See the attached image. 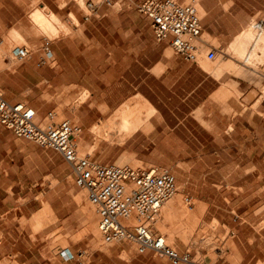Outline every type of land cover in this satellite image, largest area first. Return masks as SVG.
<instances>
[{"label":"rangeland","instance_id":"374dc122","mask_svg":"<svg viewBox=\"0 0 264 264\" xmlns=\"http://www.w3.org/2000/svg\"><path fill=\"white\" fill-rule=\"evenodd\" d=\"M141 1L83 0L80 4L78 0H0V91L15 102L45 109L44 116L39 117L42 120L53 111L57 121L70 120L79 126L76 142L82 155L92 150L91 157L102 164L157 167L174 174L177 184L183 185L182 196L185 205L188 204L183 214L176 208L168 218L161 209L154 216V225L158 223L154 230L162 235L168 232L169 244L176 247L175 235L184 225V233L188 230L197 236L196 243L189 244L187 251L193 252L198 263L218 264L217 250L234 247L233 227L223 226L220 219L231 220L235 207L249 213L250 202L253 215L259 212L264 215L261 187L264 140L256 138L254 133L250 141L234 138L222 141L216 137L219 125L213 117L205 122L204 139L186 140L184 136H196L197 129L193 124L192 132L187 131L184 116L190 111L188 106L196 107L207 89L212 88L206 86L205 93L202 91V86H198L201 78L195 69L213 74L217 69L212 64L237 67L229 62L231 55L237 56L235 38L254 23H262L264 0H177L182 5H194L197 1L199 13L203 9L200 16L205 43L198 45L196 62L181 59L169 40H155L151 20L138 11ZM36 9L66 35V39L52 44L47 36H41L40 56L33 45L16 42L12 35L13 30H22V24H33L32 14ZM30 30L33 31L31 27ZM252 30L254 36L246 37L247 49L237 53L242 60L251 53L249 63L257 68L255 62L263 59L264 41L260 40L252 50L253 39L260 29ZM27 38L34 40L30 33ZM26 44L31 56L11 66V49L27 47ZM7 50L10 51L6 53ZM212 50L216 52L215 60L207 57ZM163 73L169 78L167 82L160 78ZM249 86L246 83L245 87ZM257 87L264 90V83H257ZM85 91L89 97L76 107ZM152 103L159 105L163 114L160 125L173 129V134L168 135H173L174 140L155 139V134L150 138V131L140 130L137 137L120 141L117 134L121 107H137L140 115L145 116V109ZM190 116L201 118L196 110ZM99 123L107 126L114 140L106 137L97 140L91 130ZM243 148H249L247 155L237 152ZM1 152L12 164L5 185H11L9 191L13 193L0 194V264H171L167 257L154 252L139 254L133 242L108 244L101 233L91 232L88 213H95L98 230L99 216L86 190L76 184L72 166L56 150L13 135ZM245 165H253V170L245 172ZM250 174L251 188H241ZM245 190L252 195L250 200L244 197ZM199 196H204L208 203L198 204ZM253 222L261 227L264 220ZM202 233L205 243L198 239ZM66 250H71L73 259L63 257ZM224 256L236 264L233 258Z\"/></svg>","mask_w":264,"mask_h":264},{"label":"built area","instance_id":"2783aa9c","mask_svg":"<svg viewBox=\"0 0 264 264\" xmlns=\"http://www.w3.org/2000/svg\"><path fill=\"white\" fill-rule=\"evenodd\" d=\"M138 9L151 20L158 41L169 40L188 62L198 60L203 27L196 6L182 5L177 0H142ZM14 53L25 59L30 51L17 47ZM215 56V51L208 52L210 59ZM56 118L52 111L42 120L36 109L26 103L11 102L0 91V125L64 157L72 166L76 184L86 190L96 209L99 230L106 243L129 241L137 245L140 253L154 252L167 257L171 264L198 263L190 251H179L154 230V216L177 192L176 176L157 167L102 164L89 155H82L76 142V127L70 120ZM132 215L140 222L131 223Z\"/></svg>","mask_w":264,"mask_h":264},{"label":"crops","instance_id":"0c3cea01","mask_svg":"<svg viewBox=\"0 0 264 264\" xmlns=\"http://www.w3.org/2000/svg\"><path fill=\"white\" fill-rule=\"evenodd\" d=\"M86 17H88L87 18L88 20L90 19L89 18L90 15H87ZM261 22L264 28V20H262ZM152 31L155 40L158 41L156 39L153 26H152ZM245 31L246 29L240 32L236 36L235 50L236 48L237 49L239 48V50H243L244 52V50L247 49L248 43H246L247 41L246 37L243 38L244 40H242V42L238 41V37L243 35ZM158 42H163V41H158ZM253 49L254 47L252 46V50ZM236 54L237 56L231 55L229 59L231 65L235 64L237 66V67H233L232 69L228 67H222L220 63L214 67L217 70L213 74L207 73L206 71L201 69H195L196 75L201 78L198 86L200 85L202 86V91L205 93L206 86L212 85V88L209 90L207 89V94L206 95L204 94L202 102L196 105V107L188 106L190 108V111L188 110L189 112L187 111L186 115L184 112L185 115L184 125H187L188 127L187 131L192 132L193 124H196V129H197L196 136L187 135L184 136V139L186 140H192V138H196L198 140L204 139L206 133L205 122L210 121L207 120V118L213 117L215 118L214 119L215 123L219 125V128L217 130L218 135H216V137L220 138L222 141H228L233 138L237 139L238 141L239 140L250 141L254 139L252 136L254 133L257 134L256 138L260 137L261 139L264 140V90L259 89L257 87V83L259 82L264 83V55L262 61L257 59V61L255 62L257 64V68L251 70L250 69L245 70L241 68L242 66H244L243 65L244 60L238 57L237 50H236ZM179 57H181V59L186 61L182 56L179 55ZM215 58L210 59L208 57L209 60H215ZM227 69H230V71ZM161 77L164 78L165 82L169 80V78L165 75V73L161 74L160 78ZM246 83H249L251 86L246 88L245 87ZM6 99L11 102H15L11 99L8 98ZM152 106L156 107L157 111L150 118L149 122L151 123L150 124L151 128H149L148 131L143 130L142 128L137 129L138 131L134 132L131 137L132 138L137 137L136 133L142 130L145 133L150 131V135L148 136L150 138H151V134L152 135L155 134L154 137L155 139L164 138V139H170V141L174 140L173 135H168L171 133V131H173V129H171L170 127L164 128L160 125L161 124L160 119L163 114L159 110L160 108L159 105L157 104L155 105L152 103ZM33 108L36 109L39 117L44 116L45 109L39 107H33ZM193 110H196L197 114L201 115V118L195 117L196 118L195 119L193 116H190ZM159 114H160L159 118L155 119ZM259 132L262 133L261 136L258 135ZM13 135L18 139H24L18 137L12 130L8 129L7 127L4 128L0 127V154H3L1 152L2 149L6 148L7 145L12 141ZM203 145L205 144L203 143ZM237 150L238 153L244 155H247L249 152L248 151L249 148L248 150L246 148H243L242 150L240 149ZM2 156L3 155H0V194H2V191L9 192V194H12L13 192L9 191L11 185H9L8 187L5 185L6 184L5 181L9 180L8 176L12 172V164L11 162H7L6 157H2ZM243 170L245 172L252 171L253 165H245L243 167ZM251 186H252V175L250 174L249 178L244 181L243 185H241V188L247 189V187L251 188ZM261 187L264 188V184H261ZM245 195L246 198H248L249 200L251 199L252 195L250 193L247 194L246 190L244 191V197ZM196 199L200 202L198 204L208 203V201L204 196H199ZM43 203L45 205V208L49 207L46 200H43ZM176 208H178L180 214H183L186 207L184 206V209H182L180 202L176 201L173 204V206L169 205V207H167L165 211H163L164 216L166 218L170 217V215H172V212L176 210ZM248 209H250V212L246 213V212H241L239 208L235 207L234 210L232 211L233 215L231 214V220L230 217L229 219H222L223 217L220 219L221 224L223 226L233 227L234 231L231 235H232L234 247L233 248L228 247L224 250L223 249L217 250V253L220 255L218 264H223V263L231 264L228 261L227 257L224 256V254L233 258L236 264H264V223L261 227H257L256 223L253 222V220L256 219L264 220V215L263 212L254 213L255 215H253L251 202ZM36 216L37 218L40 217L41 212L37 213ZM37 218L35 220H37ZM205 219L206 216H203L202 221H205ZM235 222H239V224H236ZM165 226L167 228H170L169 224L167 223H165ZM201 227L202 228L204 227L203 223ZM164 236L168 238L169 233L168 232L164 233ZM195 238H197V236L190 234L188 230L186 231V233H184V225H183L181 232L178 235H175V239H174V244L176 245L175 248H177L179 251L185 252L188 250L187 246L189 244L196 243L197 240L195 241ZM198 239H200V241L202 240L203 243H205L204 240L205 236L203 233L202 235H200V237H198ZM67 251L70 253L71 257H64V254L63 257L66 260L73 259L74 255L71 252V250H67ZM137 252L139 254H147L150 253L151 251L146 253H140L137 250ZM191 253L193 254L192 251ZM191 264H201V263H191Z\"/></svg>","mask_w":264,"mask_h":264},{"label":"bare ground","instance_id":"6f19581e","mask_svg":"<svg viewBox=\"0 0 264 264\" xmlns=\"http://www.w3.org/2000/svg\"><path fill=\"white\" fill-rule=\"evenodd\" d=\"M78 1H79L80 4L83 3V0H78ZM196 2H194V5L197 7L198 5L196 4ZM41 12L42 11H40L39 9H36L33 12V14H32L33 24L32 23L31 24L24 23V24H22V30L21 29H20V31H18V30L14 31L13 30V32H12V35L14 36L16 42H26L30 46L33 45L34 46L33 49H34L35 53L37 55H39V56L42 54V48H41V45H40V43L43 42L42 41V37L47 36V39H49L48 40L49 41V44L50 43L52 44V43L57 42V41H60L62 39H66V35L65 34H62V33H65V32H62L61 33L59 30H57L56 29L57 27L55 28L54 23L52 22V20L50 21V18L49 17L47 18V16L44 13H43L44 14V16H43ZM202 12H203V9H202ZM202 12L199 13V14H202ZM30 27H31V29H33L34 32L30 30ZM252 28L260 29L258 31V35L256 37H254L255 39H253V43L252 44H253V47L255 49V47H257V45H258V43H259L260 40L264 41V28H263V26H262L261 23L260 24H258V23L255 24L254 23L253 24V27H251L250 29L248 28L243 33V35H241L240 37H238V41L239 40L240 41L244 40L243 39L244 37H251L252 38L254 36L253 35ZM23 33H25V34H23ZM29 33L30 34H33V38H34L33 42H31L27 38V36H28ZM67 34H70V33H67ZM202 40L200 42H204V39H202ZM199 43H198V45H199ZM17 47L18 46L14 47L13 49H11V51L9 50L11 52V56H12L11 57V59H12L11 66H13L15 64L16 65H19L18 64V60L19 61L24 60V59L18 58L15 55L14 51H15V49ZM26 48H28L29 51H30V48H29L28 45H27ZM47 49H48V51H52V49H50L49 47H47ZM237 50L239 51V48ZM9 51L7 50L6 53H8ZM30 53H31V51H30ZM30 53H29V55H28L27 58H29L31 56ZM252 53H253V51H252ZM239 54H240V51H239ZM250 58H251V53L248 54V56L245 57L244 64H243L244 66L241 67L242 69H245V70L254 69V67L252 66V64L249 63L250 62L249 61ZM205 63H202V65L205 64ZM203 66H205V65H203ZM211 66H213V68H214V65L213 64ZM215 66H216V64H215ZM205 67H207V64H206ZM209 68H211V67H209ZM88 97H89L88 91H85L82 94V96L79 97L80 99H79L78 103L75 102V103H77V106L76 107H78V105H80L85 100H87ZM145 110H146V115L145 116H141L140 115L141 112L139 113L137 107L136 108H134V107L132 108L129 105H124L123 107H121V109L119 110L120 113H122L120 115L122 117L121 118V125H120V129L118 130V134H117V137L120 138V141H123L125 139L130 138L133 135L134 132L138 131L137 129L142 128L143 130H148L149 128H151V126H150L151 123L149 121H150V118L156 113L157 110H156V107H154V106H150V107L148 106L147 109H145ZM59 113L61 114L60 110H59ZM73 125H74V127H76V130H77L76 135H77V140H78L79 133H80V129H79L80 127L79 126H76L75 124H73ZM106 127L107 126L104 125L103 123L96 124V125H94L92 127V130L91 131L94 132L97 135V138H98L97 140L98 141H100V139L103 138V137H106L109 140H114V138H115L114 137V134H111V131L108 128H106ZM114 131L117 132V129H114ZM77 143H78V141H77ZM84 152H85V150H84ZM84 154L91 156L92 155V150H91V152H87L86 151L85 153H83V155ZM182 190H183V185L181 183H178L177 192L174 194V196L169 201H167L163 205V207H162V213H163V211H165V209L167 207H169V205H172L173 206V204L176 201H179L181 206L184 205L186 207V205L188 203H186V205H185L184 197L182 196ZM184 206H182V207H184ZM91 211H94V210H91ZM94 215H95V213L93 215H91V212H90V215L88 213V218L90 217V221H89L90 223H87V224H90L88 226H89V228H90L89 230L91 232L94 231L96 235H99V233H101V232L95 226V224H96V219H95L96 215H95V217H94ZM87 222H88V220H87ZM130 222L131 223L132 222L133 223H137V222H140V219H138V217H136V215H132V218H130ZM156 224H158V223L156 222ZM157 226H159V225H157ZM64 255H65V257H69L70 256V253L66 250Z\"/></svg>","mask_w":264,"mask_h":264}]
</instances>
